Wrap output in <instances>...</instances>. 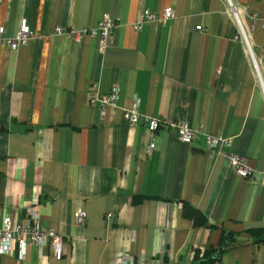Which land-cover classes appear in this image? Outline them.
<instances>
[{"label": "crops", "instance_id": "crops-1", "mask_svg": "<svg viewBox=\"0 0 264 264\" xmlns=\"http://www.w3.org/2000/svg\"><path fill=\"white\" fill-rule=\"evenodd\" d=\"M264 71V0H236ZM166 22L134 23L145 11ZM115 26L107 47L67 32ZM22 19L34 38L17 50L0 47V221H23L37 197L41 222L60 234L64 255H0V264H113L126 252L158 264H264V100L249 56L222 0H0V26L14 37ZM201 27V30H196ZM117 89L104 114L89 97ZM138 99L143 115L166 123L148 153L144 124L123 112ZM200 135L181 143L172 125ZM233 138L232 153L252 169L237 177L228 160L205 152V137ZM182 203L210 227L194 226ZM83 209L78 226L74 213ZM113 218L106 220V214ZM226 237L228 242L226 244ZM196 256V258H195Z\"/></svg>", "mask_w": 264, "mask_h": 264}, {"label": "built area", "instance_id": "built-area-1", "mask_svg": "<svg viewBox=\"0 0 264 264\" xmlns=\"http://www.w3.org/2000/svg\"><path fill=\"white\" fill-rule=\"evenodd\" d=\"M225 5V13L231 18L236 28V37L242 43L245 52L249 56L253 68L256 83L260 89L264 100V71L259 63V60L254 55L249 44V36L246 33L243 25V19L248 17L245 8L236 0H222ZM174 16L170 9H164L162 16L158 19L153 12L145 11L143 15L134 23L135 29H140L145 22H166ZM255 20V15L249 16ZM264 21V19H263ZM115 23L108 16H103L97 23L96 27L90 29L74 30L71 29L64 32L63 29L57 28L55 34H66L70 39L79 41L84 35H89L92 38H98V44L101 51L107 47V42ZM200 31L201 27H196ZM34 38L30 26L25 19H22L19 25V30L14 37H8L5 34V28L0 26V47L10 50H17L28 44ZM264 54V51L262 52ZM117 89H113L109 95L91 96L89 104L96 105L100 108L101 114L107 107L113 108L116 105ZM123 119L129 126H137L142 123L145 125L150 138L148 145V153L155 146V135L160 128H165L167 125L161 119L152 118L143 115L138 109V99H133L130 108L123 112ZM177 133L178 140L186 145L193 146L194 140L200 135L199 131L189 127L186 121H178L172 125ZM233 144V138L223 135H214L205 137V152L210 157L223 155L233 169L235 175L241 179H247L252 174V169L245 163L244 157L232 153L230 151ZM264 182V174H263ZM39 201L35 197L24 209L23 221H17L15 218L8 215H3L0 221V255H14L18 260H23L27 246L33 247L37 256L44 258L42 250L44 247H49L55 260L59 261L64 255V240L62 236L54 230L45 226L40 219L38 212ZM75 223L83 227L86 222V213L83 209L77 210L73 215ZM113 218L112 213L106 214V220L110 221ZM160 259L146 260L145 257L136 259L129 253L122 252L116 255L113 264H158Z\"/></svg>", "mask_w": 264, "mask_h": 264}, {"label": "trees", "instance_id": "trees-1", "mask_svg": "<svg viewBox=\"0 0 264 264\" xmlns=\"http://www.w3.org/2000/svg\"><path fill=\"white\" fill-rule=\"evenodd\" d=\"M182 211L183 216L189 218L194 226L199 227H210L206 218L196 209L192 208L187 203H182ZM247 234L252 238L255 243H263L264 242V230H252L248 231ZM226 239V244H230L228 242V237ZM213 256L205 251L204 256L202 258L203 264H211ZM196 258V256H195Z\"/></svg>", "mask_w": 264, "mask_h": 264}, {"label": "water", "instance_id": "water-1", "mask_svg": "<svg viewBox=\"0 0 264 264\" xmlns=\"http://www.w3.org/2000/svg\"><path fill=\"white\" fill-rule=\"evenodd\" d=\"M219 256V253H216V255H213V259H215L216 257H218Z\"/></svg>", "mask_w": 264, "mask_h": 264}]
</instances>
